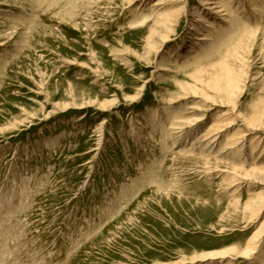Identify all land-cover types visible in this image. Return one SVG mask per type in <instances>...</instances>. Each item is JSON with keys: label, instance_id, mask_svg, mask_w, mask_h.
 I'll list each match as a JSON object with an SVG mask.
<instances>
[{"label": "rangeland", "instance_id": "rangeland-1", "mask_svg": "<svg viewBox=\"0 0 264 264\" xmlns=\"http://www.w3.org/2000/svg\"><path fill=\"white\" fill-rule=\"evenodd\" d=\"M157 1L0 0V264H264V9L208 18L225 31L184 62L207 8L189 0L162 45L183 5ZM253 30L233 106L213 66Z\"/></svg>", "mask_w": 264, "mask_h": 264}, {"label": "bare ground", "instance_id": "bare-ground-1", "mask_svg": "<svg viewBox=\"0 0 264 264\" xmlns=\"http://www.w3.org/2000/svg\"><path fill=\"white\" fill-rule=\"evenodd\" d=\"M162 1H166V0H161V1H157V3H155L153 5V8L154 7H158V6H161V5H164L165 4L167 5V3L163 4L164 2ZM170 1V0H169ZM168 1V2H169ZM200 3L205 6L204 8L206 9L207 8V15L203 16V13H201L200 11V15H196L198 16V21L199 20H202L204 25H203V28L200 27L198 30L195 31V34L197 36L193 37V40H195L192 45L187 49L185 50V53L184 54H181L180 57L185 60L184 62H186L188 60V55L186 54H189V53H194L192 57H194V59H198L200 57H204V54H205V47H203L202 45L204 43H208V46L211 47L213 45V40L215 41V36H219L220 34V30L222 31H225L224 29L226 28H223L221 24H214L213 22L209 21V19H216V20H219L221 22H223V24H225L227 26V28H230V30H232V28L235 26L234 23H232L233 18H234V12H232V6L234 2L235 6L236 4H239V6H237L238 8L236 9L235 7V10H240L241 12L243 13H247L248 12V8L246 6H244L245 4L248 3V5L253 1V5L252 6V9L253 11H258V12H261L262 9H264V0H199ZM162 2V4L160 3ZM171 2V1H170ZM174 3H176V7L179 6V5H183L181 6L179 9L180 10H177V9H173L171 14L169 16H165L163 13H165L164 11L160 14V17L154 21H156V26L157 28L155 29V33H154V36L152 37L153 39H155L156 37L159 39V36L161 37V41H162V45L164 43H166L167 41L171 40L167 34V32L170 30V31H173V28L178 24V21L177 23L174 21L175 19L173 17H175L176 15L174 14L175 12L179 13L180 15H185V12H186V9L188 8V3L189 0H173ZM172 3V2H171ZM170 3V4H171ZM227 4H229L231 6V9H228L227 8ZM172 5V4H171ZM170 5V7H171ZM168 6V5H167ZM173 6V5H172ZM175 6V5H174ZM173 6V7H174ZM171 7V8H173ZM165 8V7H164ZM202 9V8H201ZM251 10V8H249ZM166 11V10H165ZM204 11V10H203ZM198 12V11H197ZM241 12H237L239 15ZM158 13V12H157ZM156 13V14H157ZM236 13V12H235ZM152 13V16L156 15ZM158 14V15H159ZM237 15V14H235ZM244 15H247V14H244ZM149 16V15H148ZM146 16V17H148ZM207 16V17H206ZM263 13H259L258 14V18L259 20H261L263 17ZM204 17V18H203ZM246 17V16H245ZM145 18V17H144ZM143 18V20H144ZM149 18V17H148ZM209 18V19H208ZM256 18V17H255ZM147 19V18H146ZM247 21L250 22V18L247 17ZM264 19V18H263ZM152 20V17L151 19ZM215 20V21H216ZM253 21V20H252ZM147 22V21H146ZM158 22V23H157ZM176 24H175V23ZM145 23V22H144ZM196 23V22H195ZM201 23V25H202ZM260 23V22H259ZM238 25V24H237ZM236 25V26H237ZM204 28H206L207 30L204 31ZM157 31V33H156ZM201 31H203L204 33H201ZM223 34V33H222ZM250 36L246 37V39H249L247 40V42H244V44H240L238 48H236L235 50H232V51H228V53L226 54V56L221 59L215 66H213L214 68H217L219 69V72L222 74L221 78L224 82H221L222 84L218 87V86H215L216 89L218 90L217 92V95L218 93L225 99H221V101L225 102V103H232L233 106L235 104L234 100L235 98H237L241 92L243 91V88H244V85H245V79L243 77V75L241 74L242 73V69H240V66L244 63L243 59L244 56V51L245 49H248L249 46L247 47L248 45V41L251 42L252 41V38L251 36H254L256 35V31L253 30L252 32H250ZM228 36V35H227ZM221 37V36H220ZM156 38V39H157ZM227 39V38H226ZM219 42V41H218ZM161 44L156 47L155 44L154 45H149V49L152 50L154 47L155 48H158L157 51H159V48L161 46ZM240 50H242V52H240ZM183 51V50H182ZM204 53V54H203ZM263 55V53H261ZM203 55V56H202ZM172 57V55H171ZM262 56H261V60H262ZM193 59V58H192ZM193 59V60H194ZM259 59V60H260ZM178 60V59H176ZM192 60V61H193ZM196 61V60H194ZM193 63V62H192ZM239 66V68H238ZM255 68V67H254ZM202 69V68H201ZM196 70L195 73L192 75L193 78H197L199 75H201L205 70ZM206 69V68H205ZM207 71V70H206ZM204 74V73H203ZM246 75V74H245ZM192 78V79H193ZM263 79V76L261 74V72H258L257 74V78L256 80L258 81V85L261 86L260 84L262 83V80ZM220 80V81H222ZM255 80V79H254ZM255 84V83H254ZM213 85V84H212ZM258 86V87H259ZM197 88L196 85H191V84H186L185 86L183 85L181 89H183V92L185 91L186 93H188L189 90L191 91H195ZM200 89V88H199ZM213 89V88H212ZM215 90V89H214ZM263 89L261 87H259V93H262ZM190 93V92H189ZM197 93V92H196ZM202 93V92H201ZM195 94V93H194ZM183 95V94H182ZM208 96V95H207ZM210 96V94H209ZM215 96V95H214ZM207 98V97H206ZM215 98V97H214ZM220 99L218 98L217 101H220ZM212 100V99H210ZM263 101V100H261ZM209 102V101H208ZM211 102V101H210ZM206 103V102H205ZM213 103H215L213 101ZM212 103V106H214L215 104ZM114 105V104H113ZM113 105H109V107L113 106ZM209 105V104H208ZM221 105H225V104H221ZM227 105V104H226ZM106 106V105H105ZM207 106V105H206ZM232 106V107H233ZM212 108V107H211ZM210 109V108H208ZM207 109V110H208ZM261 109V108H260ZM198 117V116H197ZM203 115L201 118H195L193 120H190L189 122L186 121V120H182L181 123H177L174 125V127H179L178 129H181L185 124H190V125H194L196 123H198L199 121H201L203 119ZM179 122V121H178ZM232 122V121H231ZM251 123V122H249ZM228 127V124H225V125H212L208 130H207V137L205 138H209V141H208V144H211L212 143V146H216L218 147V145L220 144L219 141L222 139V133H223V130L225 128ZM193 128V127H192ZM258 129V128H257ZM183 130V129H182ZM177 131V130H176ZM226 131V130H225ZM189 132V131H188ZM227 133V132H226ZM212 134H215L212 136ZM229 134V133H228ZM226 135V134H225ZM239 135V133H238ZM238 135H233L232 137L229 135H227L228 137H226V140L225 141V145H224V148H221V150H230V149H236L237 145L239 144V137H237ZM187 136V135H186ZM216 136H220V137H216ZM200 137V136H199ZM243 137V136H242ZM241 138V137H240ZM187 139V138H186ZM225 139V138H223ZM211 140V141H210ZM222 142V141H221ZM207 145V144H206ZM252 146L254 147L255 144H252ZM206 147V146H205ZM243 147V146H242ZM239 149V148H237ZM236 149V150H237ZM214 150V149H213ZM239 150H237L238 152ZM254 152V151H253ZM221 153H223V151H221ZM225 153V152H224ZM227 153V152H226ZM255 160V157L253 158ZM261 161V160H260ZM252 162V161H251ZM237 174V173H236ZM249 176V175H248ZM243 177V176H242ZM246 178V177H245ZM250 179V178H248ZM249 181V180H248ZM241 188V187H240ZM255 200H249V203H248V206L251 208L252 212L256 213L255 215H258L261 211H264V204L263 205H259L258 207V210L256 209L257 206L255 204ZM258 211V212H257ZM259 237L260 236H255L252 240H250V242H248V245L245 249V254L249 255L250 253H255L256 249H257V244H256V240H259ZM244 251V250H243Z\"/></svg>", "mask_w": 264, "mask_h": 264}]
</instances>
